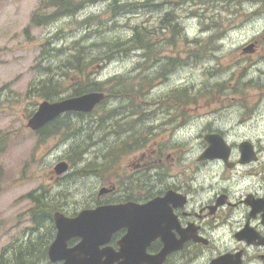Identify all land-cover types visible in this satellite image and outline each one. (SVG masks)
<instances>
[{"label":"rangeland","instance_id":"1","mask_svg":"<svg viewBox=\"0 0 264 264\" xmlns=\"http://www.w3.org/2000/svg\"><path fill=\"white\" fill-rule=\"evenodd\" d=\"M49 1L0 0V264L35 261L30 256L2 255L16 237L39 235L26 229L31 222L27 210L32 203L25 197L29 192L41 187L49 189L57 195L61 211L67 215L92 208L99 201L123 202L126 187L137 197L140 190L153 187L158 154L163 158L157 163V170L165 172V177L176 178L192 166L204 130L226 128L230 139L247 134L227 130L234 122L235 104L245 94L264 93V77L256 74L264 67V2L260 0H205L179 6L175 5L176 0H151L163 3L157 8L144 7L122 15H113L108 9L109 0H73L81 4L73 15L48 25L27 27L34 13L49 12ZM256 8L258 13L250 15ZM169 10L177 13L182 28L174 41L168 40L170 43L165 41L166 37L172 38L168 29L166 35L158 32L155 41L159 39L164 56L174 61L150 69L151 75L156 76L152 80L154 86L147 94L135 96L144 112L137 114V118L142 117L141 122L130 127L123 125V120L134 117L114 112L111 108L120 103L115 104L107 94L96 110L82 117L70 113L69 125L53 135L40 139L26 126L29 116L43 101L33 86L45 77L44 57L53 54L52 48L68 47L73 40L89 46L99 42L98 38L124 39L133 25L157 27L160 17ZM91 15L94 18L83 25L81 21ZM214 23L220 35L209 40ZM189 39L199 41L195 44ZM253 42L259 43L258 52L242 54L240 46ZM99 45L85 53L87 75L102 81L115 75L135 74L141 59L138 52H115L114 59L91 63L99 53ZM63 71L59 83L69 94L81 84L82 70L63 67ZM189 89L193 94L187 93ZM238 109L242 111L241 107ZM81 149L79 159H70ZM61 160L69 164V169L57 175L53 168ZM112 186L113 192L97 197L101 187ZM41 263L46 261L41 259Z\"/></svg>","mask_w":264,"mask_h":264},{"label":"flooded vegetation","instance_id":"2","mask_svg":"<svg viewBox=\"0 0 264 264\" xmlns=\"http://www.w3.org/2000/svg\"><path fill=\"white\" fill-rule=\"evenodd\" d=\"M258 46L257 42L248 43L240 46V50L242 54H256ZM256 74L258 78L264 77V67ZM235 106L234 122L227 130L233 134L242 130L247 134L230 139L226 128L204 130L192 166H187L188 171H182L176 178L165 177V172L157 170V163L163 158L158 154L153 167V187L140 190V195L131 199L141 204L163 198L160 231L179 246L160 264H264V93L245 94ZM211 132L220 134L227 144L226 159L200 157L208 146L204 136ZM114 189L112 186L106 194ZM100 196L97 194L98 198ZM99 203L105 204L99 201L97 205ZM124 233L125 229L116 231L99 248L120 252L119 241ZM162 236L159 234L146 243L143 253L147 257L160 252ZM54 238L55 232L51 236H18L2 255L30 256L35 260L32 264H42L41 259L46 264H62V261L48 259L47 251ZM79 239L71 238L66 247H73ZM221 256L224 257L214 262ZM136 262L147 264L140 257ZM18 264H29V260Z\"/></svg>","mask_w":264,"mask_h":264},{"label":"trees","instance_id":"3","mask_svg":"<svg viewBox=\"0 0 264 264\" xmlns=\"http://www.w3.org/2000/svg\"><path fill=\"white\" fill-rule=\"evenodd\" d=\"M216 1L217 0H213L212 3ZM260 1L264 2V0ZM164 2H166V0H164ZM197 2L203 3L205 2V0H176V2L174 3H176V6H179L184 3ZM48 3L49 4L46 8L47 11L49 10V12H45L43 14L34 13L31 16L29 26L27 27H36L51 24L61 18L73 15L81 7L80 2L77 4L73 0H50ZM109 3L110 4L108 6V9L113 13V15H122L123 13L125 14L131 11L140 10L144 7L157 8V6L163 2L156 3L152 2L151 0H143L142 2L139 1L120 3L119 0H109ZM215 5L216 4H214L213 6ZM258 11V8H256L249 14H256L258 13ZM93 18L94 16L92 15L88 16L84 18L81 23H84L83 25H86L87 23H89V20H92ZM95 19L96 21L98 20V18ZM99 23H101V20H98V24ZM216 27L217 25L215 23L210 27V31H213V33L209 34V40L217 38L220 35L217 33L219 28ZM181 28L182 25L179 21V16L176 12L169 10L164 15H162V17H160L159 25L157 27L148 28L147 26H143L141 24H137L136 26L133 25L130 28L129 35L124 39L119 38L118 40H115L101 38L99 40L98 38L99 42L92 43V45L89 46L79 43L78 40H73L72 42L67 44L68 47L60 48L59 46H55V48H52V50L54 51L53 54L44 57L46 63L42 66V70L44 71L45 77L41 82L37 81L36 83L38 85L36 87L33 86V88L39 97H41L43 100L49 101L59 100L69 96L80 95L89 91H103L114 98L115 104L116 102L120 103L117 104L116 108H111L114 112L118 113L119 116L123 114L124 117H134L127 122L123 120V125H128L129 127L131 126V124L136 125L142 120V117L140 116L137 118V114L142 115L144 112L140 109L139 104H137L135 96L137 95L138 97L140 94H147L148 90L154 86H152V80L155 79L156 76L154 74L151 75L150 69L156 68L157 66H166L169 63L172 64L174 61V59H171V57L164 56V49L162 48L161 42L159 41V39L155 41L156 34L158 32H162L164 35H166L165 33L167 32V29L171 30L172 38L170 37L167 39L166 37L165 39L166 43H170L168 42V40L174 41L175 35L179 33ZM25 31H27V28L25 29ZM186 40L188 41L187 38ZM198 41V39H189L190 43L196 44ZM48 44L49 42H46V45ZM97 45H99L97 50L99 51V53L90 60L91 63L98 61L97 59H114L115 52H120L121 54L122 52L124 54H127L130 51L138 52L141 59L135 66V74L129 75L130 77L115 75L108 78L107 80L102 81L92 79L89 75L86 74V72H84V69L89 65L85 53H87L90 48ZM159 51L161 53L160 55H158ZM60 61L62 62V67L60 65ZM137 65L139 66V68L137 67ZM63 67L77 72H81L82 70L80 74H83L81 84H79V86H75L69 94L64 93L67 90H64L62 88L58 79L59 76L64 75L65 71L61 73ZM187 93L190 95L193 94L190 89L187 91ZM105 99L94 110L101 107L105 102ZM74 114L78 117H82L84 115L82 113ZM106 116L108 115L106 114ZM69 117L70 112H67L46 123L36 131L37 136L41 139L43 137H47L48 135H53L59 132L62 128L69 125ZM117 124H119V121L117 122ZM143 139L140 140L141 143L143 142ZM135 140L137 141V139ZM1 141L3 142L2 136L0 135V144ZM1 149L2 148H0V151ZM82 152L83 149H81L79 153L77 152L78 154L76 153L77 156H75V158H72L73 155H70V159H79L82 155ZM76 171L77 173L81 172V170H75V172ZM25 197L28 198L32 203V206L27 210V214L31 222L30 226L26 229L39 235H53L55 232V228L53 224L52 213L57 210H62V204L59 203L56 199L57 195L55 196L50 192L49 189H44L41 187L37 190L29 192L25 195ZM135 198L136 196H133V194L131 193V188L128 189V187H126V190L124 188V200H131Z\"/></svg>","mask_w":264,"mask_h":264},{"label":"water","instance_id":"4","mask_svg":"<svg viewBox=\"0 0 264 264\" xmlns=\"http://www.w3.org/2000/svg\"><path fill=\"white\" fill-rule=\"evenodd\" d=\"M251 46L252 44L248 47ZM104 97L102 91H90L55 101L43 100L27 119L26 126L36 131L63 113H88L103 101ZM204 138L208 146L201 153V158L225 157L226 159L227 144L220 134L207 133ZM68 168V163L61 160L54 165L53 170L55 174L60 175ZM108 190L102 187L98 195ZM162 200L163 198L159 197L141 204L132 200L100 204L92 208H83L74 216H68L60 211L53 212L52 219L56 233L47 251L48 259L51 262L62 261V264H136L137 257H140L147 264H160L170 251L179 246L172 243L160 231ZM120 229H125L123 239L119 241L120 252L99 248ZM159 234L163 235L162 249L157 255L147 257L143 253L146 243ZM73 237L80 239L73 247L67 248V241ZM223 257H219L214 262Z\"/></svg>","mask_w":264,"mask_h":264}]
</instances>
